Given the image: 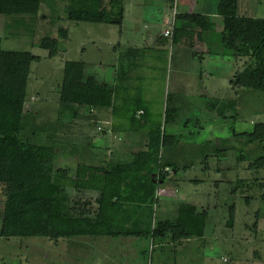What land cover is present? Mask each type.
Returning a JSON list of instances; mask_svg holds the SVG:
<instances>
[{
  "label": "rangeland",
  "instance_id": "obj_1",
  "mask_svg": "<svg viewBox=\"0 0 264 264\" xmlns=\"http://www.w3.org/2000/svg\"><path fill=\"white\" fill-rule=\"evenodd\" d=\"M153 2L126 0L128 20L122 39L117 25L67 19L70 0H45L37 17L0 15L1 48L28 51L39 58L31 65L20 137L53 148L55 170L76 171L82 163L101 162L109 141L123 161L145 160L143 136L162 125L179 140L176 147L162 152V162L172 159L178 163L180 190L168 198L156 195L152 226L164 220L174 222L180 207L195 205L208 213L203 236L181 244L172 242L170 236L152 238V232L147 238L99 236L58 242L44 237L20 238L15 236L16 226L3 220L6 198L0 184V264H264V169H250L264 157V141L252 142L237 135L251 133L257 123H264V92L233 90L225 82L231 69L237 72L249 64L248 58L215 53L209 56L215 62H209L181 42L152 45L149 37L160 36L168 26L164 16L172 12L169 7L161 14ZM182 2L188 0L179 4ZM232 4L236 15L264 19V0H235ZM185 10L182 4L176 8V12ZM138 13L145 23L136 28ZM62 29L67 30V39L60 36ZM221 30L213 32L215 48L223 46ZM47 36L59 40L54 58L39 47ZM119 42L122 50L116 49ZM127 47H139L141 52L137 57L122 55ZM72 61L88 64L87 73L102 82L119 84L122 89L117 90L114 113L108 108L77 106L73 112L60 114L64 66ZM111 65L118 68L115 80L110 76ZM123 72L130 80L120 79ZM209 94L221 103L235 102V106H226L219 113L223 105L212 108L209 101L215 102L213 98H205ZM136 96L142 99L150 122L138 131L132 129L131 122L138 108ZM168 110L171 118L166 122ZM137 119L140 123L143 117L137 114ZM109 123L115 125L116 134L101 132L99 127L107 129ZM113 137L119 138L120 144ZM130 137L133 140L129 141ZM164 184L161 190L167 187ZM173 186L170 189L174 191ZM66 194L84 199L92 192L67 186ZM232 205L236 219L230 227Z\"/></svg>",
  "mask_w": 264,
  "mask_h": 264
},
{
  "label": "trees",
  "instance_id": "obj_2",
  "mask_svg": "<svg viewBox=\"0 0 264 264\" xmlns=\"http://www.w3.org/2000/svg\"><path fill=\"white\" fill-rule=\"evenodd\" d=\"M44 2L0 0V15L37 17ZM66 14L67 19L73 22L121 27L125 14L124 0H70ZM203 20L207 17L200 14H177L173 39L176 40L184 29L180 26L183 22L200 24ZM211 27L214 30L212 22ZM60 36L67 39V30H60ZM221 42L232 50L234 56L249 59V64L232 78L233 88L264 92V19L224 16ZM39 47L54 58L59 53V40L44 37ZM38 60L28 51L3 50L0 40V184L6 198L3 220L16 226L15 236L44 237L58 242L61 239L99 236L147 238L152 232V238L170 236L177 244L203 236L208 213L205 210L200 212L195 205L180 207L178 219L174 222L164 220L152 226L156 193L170 176V166L177 167L162 162V152L179 143L177 136L167 134L163 126L151 134L143 169L119 163L102 175L78 169L74 177L70 170H55L53 148L33 144L20 137L31 65ZM123 75L122 80L127 78V73ZM118 86L88 74L84 62H66L60 86L59 112H73L77 106L113 108ZM220 104L223 107L219 106V113H223L226 106H235L232 101ZM170 114L168 110L166 122L170 120ZM131 117L136 119L137 113ZM146 124L147 120L142 119L140 125ZM237 135L252 142H262L264 123H257L251 133ZM250 169H264V157L254 161ZM67 186L76 190L91 189L100 195L94 204L90 200L68 196ZM235 219L236 207L232 205L228 226L232 227Z\"/></svg>",
  "mask_w": 264,
  "mask_h": 264
},
{
  "label": "crops",
  "instance_id": "obj_3",
  "mask_svg": "<svg viewBox=\"0 0 264 264\" xmlns=\"http://www.w3.org/2000/svg\"><path fill=\"white\" fill-rule=\"evenodd\" d=\"M153 1H154L153 4L155 6L159 7L161 14L164 13L165 8H169V7H170V10L172 12H171V14L166 12V15L164 16V18H165V21L167 22L168 26L162 30L160 36H158L157 38L155 37L156 39L149 37L152 45H156L157 47H161L164 44H168L170 40L174 43H180L181 42L182 44L190 47L193 50V52L195 53V55L198 54L199 57L204 59V61L207 60L209 62H215V60L209 58V56H211L212 54H215V53L221 54V55L227 54V56H229V57L230 56L235 57L229 50L226 49V46H222L221 48L220 47L218 48V46H217V48H215V45H214L215 42L212 40L214 30L215 29L218 30V29H220V27L222 29V18L226 15H236L234 10H233L234 4H232V3H235V0H188V2H186V3H183V2L181 3L183 8L187 9V10L181 11V12H178V11L176 12V8H179V6L181 5V4H179L180 0L178 1L177 5H175L174 0H153ZM242 1H246V0H242ZM125 2H126V0H124V7H125ZM184 4H186V5L184 6ZM197 5H199V10H197ZM138 14L139 15L136 18V23H135L136 28L138 25H142L143 23H145V21L143 19H140V18H143L142 15H140V13H138ZM177 14H200V15H203L204 17H207V20L201 21L200 24H196L193 22H189V23L183 22L180 26L184 29L181 32H179L178 38L176 40L167 38V40H166L165 39L166 37H164V33L171 28L173 20H174V18L176 19ZM170 15H172V16H170ZM239 15L243 16L241 14H239ZM127 20H128L127 11L125 8L124 21H123V24H122V26L120 28V32H119L120 39H122V37L125 35L124 26H125V22H127ZM211 22L215 24L214 30H212L213 27H211ZM180 23L178 22V24H180ZM212 26H214V25H212ZM174 27H175V24H174ZM116 47H117L116 49L122 50V43L119 42L116 45ZM98 50H100V49H98ZM217 51H219V53ZM140 52H141V49L139 47H130V48L127 47V50H125L124 53L122 52V55L126 54L128 56H132V57L136 56L137 57ZM111 66L113 69V70L111 69L113 73L110 76H112L113 80H115L117 77L116 71L118 72V68L116 67V65H111ZM122 69L123 68H121L120 70L122 71ZM238 71H241V70H238ZM237 72L234 70V68L231 69V72H228V74L226 75L227 78L225 79V82L233 90H236V89L233 88V86L231 85V80ZM124 80L128 81V80H130V77L125 78ZM108 83H111V82H108ZM120 88L121 87L118 86L117 90H120ZM118 96H119V94L117 92L116 98H118ZM211 97H210V94L205 96L206 99L211 98ZM134 100L136 101V103L138 105L136 113L140 114V112H144V115L140 114V116L143 117V119L146 118V120H147V124L145 126H143V125H140V123H138L137 118L133 119L131 117L132 129L134 131H138L139 129L141 130V128L145 129V127H148L150 125L149 114L147 112V109L142 107V99L139 96H136V98H134ZM213 100L215 102L209 101L210 103H212V108L216 106V108L218 109V106L220 105V99L213 98ZM114 107H115V104H114L113 108H110L113 113L115 112ZM92 113H94V111ZM160 126H162V125L151 128L143 136L145 160L140 159L134 163H131V162L129 163V162L123 161L121 159L122 155L121 154L118 155L117 148H115V144L112 146V144L109 141L107 143L108 146L105 148L107 151V155H106V157H104L102 159L101 162L96 160V161H93L91 163H82L78 166V169L83 170L85 173L94 174V175H97V174L102 175L107 170H109L111 168V166L117 165L119 163H124V165L132 166V167H135L138 169H143L145 167V162H146V159L148 156V149H149V144L151 141V134L154 133L155 131H157V129ZM99 128H100L101 132L105 135H107L110 132L115 133V131H117L115 128V125H113L112 123L111 124L109 123V127L107 129H104L101 127H99ZM164 131L167 133L166 128ZM167 134H169V133H167ZM170 135H172V134H170ZM90 137L91 136H88V138H90ZM113 138H116V137H113ZM131 140H133V139L131 138L129 141H131ZM116 141L118 144H120L119 138H116ZM163 156H164V154H163ZM108 157H110V158L116 157L117 160H114L113 162H111V161H109ZM165 164H167V165L174 164V165L178 166V163L174 162V160L172 161V159H170ZM185 168H188V167L185 166ZM58 169H64V168H58ZM78 169L76 171L71 170V169H67V170H70L71 173L72 172L74 173V171H75V175H73V173H72V176L75 177ZM168 171H169L170 176L164 182L167 185V187H164V189L161 190V186L164 184L163 183L159 187V189L156 193L157 196H165L168 198V197H171L172 194L178 193L179 192L178 190H180L179 186H178V182L181 179L179 176L180 168L179 167L177 168L176 166H174V167L170 166ZM191 182L196 184L199 181L198 180H191ZM170 185H174L173 186V188L175 189L174 191L170 189L171 188ZM76 191H91L92 194H90L88 196L84 195V197H85L84 200H90L94 204H95V200L100 195L98 192L93 191L91 189H79ZM186 241L188 242L189 240H186Z\"/></svg>",
  "mask_w": 264,
  "mask_h": 264
},
{
  "label": "built area",
  "instance_id": "obj_4",
  "mask_svg": "<svg viewBox=\"0 0 264 264\" xmlns=\"http://www.w3.org/2000/svg\"><path fill=\"white\" fill-rule=\"evenodd\" d=\"M178 1L179 0H174L175 5H177ZM174 24H175V18L173 20V23H172L171 28L164 33V37L169 38V39H173V35H174ZM140 114L142 115L143 112H140Z\"/></svg>",
  "mask_w": 264,
  "mask_h": 264
}]
</instances>
